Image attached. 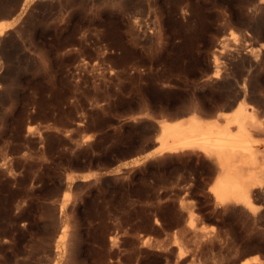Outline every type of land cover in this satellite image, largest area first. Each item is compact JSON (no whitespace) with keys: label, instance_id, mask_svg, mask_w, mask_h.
I'll return each mask as SVG.
<instances>
[{"label":"rangeland","instance_id":"1","mask_svg":"<svg viewBox=\"0 0 264 264\" xmlns=\"http://www.w3.org/2000/svg\"><path fill=\"white\" fill-rule=\"evenodd\" d=\"M47 1L0 54V264H55L64 200L71 264H264V186L253 209L218 203L216 163L191 152L106 173L153 148V123L220 113L238 86L264 116V5Z\"/></svg>","mask_w":264,"mask_h":264},{"label":"bare ground","instance_id":"2","mask_svg":"<svg viewBox=\"0 0 264 264\" xmlns=\"http://www.w3.org/2000/svg\"><path fill=\"white\" fill-rule=\"evenodd\" d=\"M19 1L0 0V54L5 58L10 55L8 52L15 41L14 31L11 29L21 19L30 3L48 2L47 0ZM117 1L123 2V0ZM259 2L264 5V0ZM259 47H264V44ZM260 48H251L249 54L254 57L258 51H261ZM212 67L211 76L220 77L222 66L216 56ZM246 86L245 84L238 86L234 97L229 99L220 113L211 115L198 110L180 111L174 118L159 121V131L154 136L155 145L150 151L116 165L117 167L114 166L116 168L113 167L114 169L106 173L117 175L122 171L126 172L155 155L191 152L203 155L216 163L217 174L209 186L215 201L240 204L253 209V197L258 188L264 186V116L257 108V104L255 105L251 97L246 94L248 91ZM102 174L104 173L98 172L80 178L92 177L96 180ZM74 178L75 176L68 177L67 181L71 182ZM64 201L58 217L62 232L55 249V264H71L77 258L75 256L77 234L66 213L63 216Z\"/></svg>","mask_w":264,"mask_h":264},{"label":"water","instance_id":"3","mask_svg":"<svg viewBox=\"0 0 264 264\" xmlns=\"http://www.w3.org/2000/svg\"><path fill=\"white\" fill-rule=\"evenodd\" d=\"M159 131V124L158 123H153V128L151 129V132L153 136ZM155 145V144H153ZM153 147V146H152ZM110 177V175H106L105 178Z\"/></svg>","mask_w":264,"mask_h":264}]
</instances>
